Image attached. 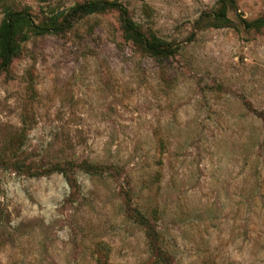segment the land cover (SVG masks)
<instances>
[{"label": "rangeland", "instance_id": "374dc122", "mask_svg": "<svg viewBox=\"0 0 264 264\" xmlns=\"http://www.w3.org/2000/svg\"><path fill=\"white\" fill-rule=\"evenodd\" d=\"M84 1L0 2L65 12L0 73V264H150L153 230L170 264H264V0L219 28L222 0H108L169 56Z\"/></svg>", "mask_w": 264, "mask_h": 264}, {"label": "trees", "instance_id": "16d2710c", "mask_svg": "<svg viewBox=\"0 0 264 264\" xmlns=\"http://www.w3.org/2000/svg\"><path fill=\"white\" fill-rule=\"evenodd\" d=\"M2 0H0L1 2ZM234 0H230L231 3ZM228 0H222L220 9L213 16L212 26L215 28L232 26L233 21L228 16ZM107 9H116L120 12L123 20V28L126 38L132 40L136 44L145 48L147 51L161 56H169L175 52V48L170 42L164 41L152 35L146 36L138 27L137 23L129 18L127 8L115 1L108 0H85L76 6L70 8L64 16L66 20L75 16H84L93 14ZM65 12L52 16L48 21L36 23L31 14L27 10H5L4 18L0 24V73L8 68L13 58L22 50V44L31 34H43L45 32H55L62 28L61 24L57 23L60 16ZM264 25V17L258 18L252 22H246L247 27H262ZM139 211V210H138ZM141 223L149 225L150 218L139 211ZM156 220V218H155ZM152 238L159 244L155 250L154 259L150 264H170L168 254L161 248L160 232L152 231ZM102 247V245H100ZM97 259L99 264H109L108 258L105 256Z\"/></svg>", "mask_w": 264, "mask_h": 264}]
</instances>
